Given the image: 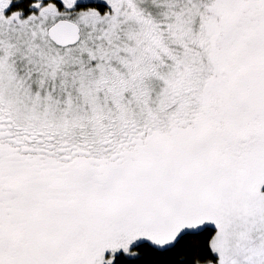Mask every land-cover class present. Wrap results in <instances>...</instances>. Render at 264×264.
<instances>
[{"label": "snow or ice", "instance_id": "1", "mask_svg": "<svg viewBox=\"0 0 264 264\" xmlns=\"http://www.w3.org/2000/svg\"><path fill=\"white\" fill-rule=\"evenodd\" d=\"M0 264H264V0H0Z\"/></svg>", "mask_w": 264, "mask_h": 264}]
</instances>
